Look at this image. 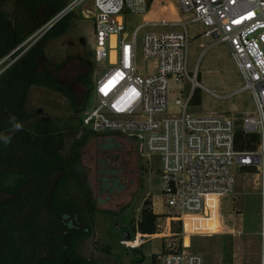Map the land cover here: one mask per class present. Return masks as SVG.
Wrapping results in <instances>:
<instances>
[{
    "label": "built area",
    "instance_id": "2783aa9c",
    "mask_svg": "<svg viewBox=\"0 0 264 264\" xmlns=\"http://www.w3.org/2000/svg\"><path fill=\"white\" fill-rule=\"evenodd\" d=\"M152 1L70 0L23 45L70 12L93 18L91 47L98 77L83 124L95 133H118L135 143L141 139V157H160L163 202L183 225L191 214L205 217L215 210L220 218L223 199L234 193L238 170L252 169L264 198V0H175L180 19L143 18L129 29V16L144 17ZM192 24L201 26L197 34L210 43L227 44L235 60L242 85L228 97L249 91L254 99L255 110L243 118L242 127L230 116L189 111L194 89L205 88L190 74ZM139 46L143 60L154 61V72L140 65ZM101 68L107 69L101 74ZM184 77L192 83V94L185 101L176 98L178 108L172 111L170 81ZM238 130L258 135L254 150L237 149ZM260 234L264 264V208ZM184 235L183 248L157 252L155 264H206L202 254L187 250L185 230Z\"/></svg>",
    "mask_w": 264,
    "mask_h": 264
},
{
    "label": "rangeland",
    "instance_id": "374dc122",
    "mask_svg": "<svg viewBox=\"0 0 264 264\" xmlns=\"http://www.w3.org/2000/svg\"><path fill=\"white\" fill-rule=\"evenodd\" d=\"M181 17L183 15L178 11L175 0H153L147 15H130L127 25L133 29L143 18L177 20ZM199 30V24L190 27L189 66L190 74L193 77L200 75V83L205 88L200 87L202 102L190 103L189 111L198 115L230 116L242 127L243 118L255 110L254 99L249 91L228 97L242 85L235 60L227 44L210 43L207 37L197 34ZM93 33L94 19L78 14L71 20L70 30L48 44L45 55L39 59L33 72L35 75L44 73L45 69H54L59 81L68 84L76 96L77 109L62 91L45 86L32 84L26 97L25 107L36 111L38 120L69 121L73 125L82 119L80 127L71 126L63 132L62 153L65 156L71 153L75 141L83 139L90 131L83 124V117L94 102V88L87 82V76L93 83L98 77H95V64L90 54L95 41ZM35 39L36 36L27 41L25 48ZM138 49L140 65L154 72V61L143 60L141 46ZM12 54L10 52L0 61V72L10 62ZM105 69H100L101 74ZM170 87V106L172 111H176L175 99L187 100L193 87L188 77L181 81L171 80ZM85 140L79 150V170L90 185L98 208L94 234L84 242L82 252L95 259L96 264H152V251L183 248L184 230L187 233V250L202 254L206 264H260L264 198L262 183L250 169L237 171L234 193L223 199L220 218L224 225L214 208L210 216L187 215L183 225L182 220L171 214L163 202L159 156L150 153L141 157L134 142L118 133L93 132ZM136 143L139 146L143 144L141 139H136ZM115 180L122 185L120 188L101 190L102 182L109 186L114 185ZM145 199L150 200L153 210L160 214L158 232L163 234L141 244L144 238L135 234L128 239L123 236V231L131 230L140 218Z\"/></svg>",
    "mask_w": 264,
    "mask_h": 264
},
{
    "label": "trees",
    "instance_id": "16d2710c",
    "mask_svg": "<svg viewBox=\"0 0 264 264\" xmlns=\"http://www.w3.org/2000/svg\"><path fill=\"white\" fill-rule=\"evenodd\" d=\"M69 1L0 0V61L13 52L0 72V264H96L83 254L82 245L94 234L98 205L79 170L80 147L93 131L75 141L65 156L63 132L80 127L82 119L73 125L42 121L36 111L25 107L28 90L36 84L62 91L77 109L76 96L68 84L59 81L54 69L33 72L48 44L67 33L71 20L81 13H68L29 47L23 45ZM90 54L95 64L92 50ZM87 82L95 90L90 76ZM201 102V89L196 87L190 103ZM257 142V134L236 132V147L241 151L254 150ZM121 186L117 180L109 186L102 182L101 190ZM159 217L145 199L140 218L128 231L130 236L157 233ZM155 260L153 253L152 264Z\"/></svg>",
    "mask_w": 264,
    "mask_h": 264
},
{
    "label": "crops",
    "instance_id": "0c3cea01",
    "mask_svg": "<svg viewBox=\"0 0 264 264\" xmlns=\"http://www.w3.org/2000/svg\"><path fill=\"white\" fill-rule=\"evenodd\" d=\"M159 219V218H158ZM163 233H155V234H141V233H137V236H139L140 238H144V240L141 242V244H144L147 240H152L153 238H157L158 235H161ZM159 248L158 250H155V251H152V254L153 253H157L159 252ZM143 257H144V253H143ZM152 257V256H151Z\"/></svg>",
    "mask_w": 264,
    "mask_h": 264
},
{
    "label": "water",
    "instance_id": "95a60500",
    "mask_svg": "<svg viewBox=\"0 0 264 264\" xmlns=\"http://www.w3.org/2000/svg\"><path fill=\"white\" fill-rule=\"evenodd\" d=\"M123 236L126 237V238H128V239L131 238V236H130V234H129L128 231H123Z\"/></svg>",
    "mask_w": 264,
    "mask_h": 264
},
{
    "label": "clouds",
    "instance_id": "9594fccd",
    "mask_svg": "<svg viewBox=\"0 0 264 264\" xmlns=\"http://www.w3.org/2000/svg\"><path fill=\"white\" fill-rule=\"evenodd\" d=\"M16 127H19V125H16Z\"/></svg>",
    "mask_w": 264,
    "mask_h": 264
}]
</instances>
